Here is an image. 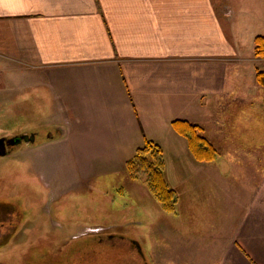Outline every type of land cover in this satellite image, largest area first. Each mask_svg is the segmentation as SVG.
Listing matches in <instances>:
<instances>
[{"label":"crops","instance_id":"0c3cea01","mask_svg":"<svg viewBox=\"0 0 264 264\" xmlns=\"http://www.w3.org/2000/svg\"><path fill=\"white\" fill-rule=\"evenodd\" d=\"M260 1L0 0V108L45 91L68 118L61 140L91 158L117 153L138 130L149 138L150 125L205 129L203 114L225 96L263 108ZM222 250L219 264H264V212L246 210Z\"/></svg>","mask_w":264,"mask_h":264},{"label":"rangeland","instance_id":"374dc122","mask_svg":"<svg viewBox=\"0 0 264 264\" xmlns=\"http://www.w3.org/2000/svg\"><path fill=\"white\" fill-rule=\"evenodd\" d=\"M232 97L212 102L203 114L218 164L194 162L186 140L171 128L167 134L154 125L147 129L164 149L167 180L178 194L174 214L162 211L146 185L126 173L125 162L144 143L140 130L117 153L91 158L79 155L72 140H61L68 118L50 108L45 91L4 100L11 106L0 108V139L34 134L36 141L0 156V261L219 264L246 210L264 212V106L257 100L240 105ZM240 148L253 152L242 157ZM133 246L137 259L130 256Z\"/></svg>","mask_w":264,"mask_h":264},{"label":"trees","instance_id":"16d2710c","mask_svg":"<svg viewBox=\"0 0 264 264\" xmlns=\"http://www.w3.org/2000/svg\"><path fill=\"white\" fill-rule=\"evenodd\" d=\"M255 54L258 57H264V37L256 38ZM257 77L264 85V73L260 72ZM170 125L179 136L186 140L188 151L194 162L202 165L218 164L220 153L205 135V129L202 126L181 119L172 120ZM125 168L131 179L146 185L162 211L169 214L176 213L178 194L167 180L164 149L161 145L145 136L142 146L138 147L134 155L125 162Z\"/></svg>","mask_w":264,"mask_h":264},{"label":"flooded vegetation","instance_id":"af4514ba","mask_svg":"<svg viewBox=\"0 0 264 264\" xmlns=\"http://www.w3.org/2000/svg\"><path fill=\"white\" fill-rule=\"evenodd\" d=\"M51 126H55L56 128H57V125L56 124H51ZM59 127H58V133H59ZM30 135V137H31V140L30 141H28L29 143H35V141H36V135H34V134H29ZM21 135H13V136H9L8 138H1L0 139V152L1 153H5V155H8V154H10V153H13V151H14V148L16 147V146H19V145H21L24 141H22V142H18V138L20 137ZM15 143H18V144H16V146H15ZM27 143V142H26ZM5 147V148H4ZM9 149V150H8ZM113 241V240H112ZM135 246H136V243H135ZM138 251H139V249H138ZM131 253H133L134 254V257L137 259V251H136V248H134V246L131 248V252H130V256H131ZM140 254V253H139ZM132 261H133V259L132 258H129V260H128V262H130L131 264H136V262L135 261H133V263H132ZM12 262H10V264H11Z\"/></svg>","mask_w":264,"mask_h":264},{"label":"water","instance_id":"95a60500","mask_svg":"<svg viewBox=\"0 0 264 264\" xmlns=\"http://www.w3.org/2000/svg\"><path fill=\"white\" fill-rule=\"evenodd\" d=\"M31 140V137H30V135L29 134H23V135H21L19 138H18V142L20 143V142H22V141H24V142H28V141H30ZM16 144H18V143H15V145ZM5 148V147H4ZM5 155V153L3 152V153H1L0 152V156H4Z\"/></svg>","mask_w":264,"mask_h":264}]
</instances>
